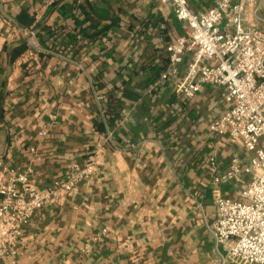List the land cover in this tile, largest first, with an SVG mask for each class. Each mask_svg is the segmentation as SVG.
<instances>
[{
	"label": "crops",
	"instance_id": "1",
	"mask_svg": "<svg viewBox=\"0 0 264 264\" xmlns=\"http://www.w3.org/2000/svg\"><path fill=\"white\" fill-rule=\"evenodd\" d=\"M46 1L0 4V158L44 189L109 133L112 141L92 181L36 214L18 264H208L218 252L209 232L215 201L237 199L240 189L214 185L209 159L217 155L222 175L251 155L210 135L229 109L215 89L189 102L167 84L148 94L183 25L153 0H57L37 28L38 57L20 67L27 45L11 43L8 21L30 28ZM215 1L188 0L189 9L205 12ZM248 21L264 31V0Z\"/></svg>",
	"mask_w": 264,
	"mask_h": 264
},
{
	"label": "built area",
	"instance_id": "2",
	"mask_svg": "<svg viewBox=\"0 0 264 264\" xmlns=\"http://www.w3.org/2000/svg\"><path fill=\"white\" fill-rule=\"evenodd\" d=\"M14 1L0 0V4ZM56 1L47 0L42 8L35 9L34 23L28 29L8 21L11 43L23 41L27 45L18 59L20 67L38 57L37 28L44 10ZM153 1L173 13L185 34L175 37L166 48L165 62L148 94L167 84L175 96L189 102L204 87L215 89L229 109L209 125L210 135L226 138L251 155L245 166L238 160L231 161L222 175L216 174L217 155L209 159L214 185L237 181L241 190L239 200L218 197L215 201V219L209 232L218 252L208 264H264V31L246 26L259 0H217L210 9L197 14L190 11L188 0ZM97 100L101 102L102 98L98 96ZM122 115L125 118L127 113L122 111ZM109 140L111 133L81 165L73 164L44 189L32 184L28 174H16L6 167L0 158V264H18L25 248L23 237L39 211L61 206L67 195L95 178L99 156ZM107 236L104 229L93 243ZM132 248L130 243L120 245L122 250ZM92 249L87 245L83 253L90 254Z\"/></svg>",
	"mask_w": 264,
	"mask_h": 264
},
{
	"label": "rangeland",
	"instance_id": "3",
	"mask_svg": "<svg viewBox=\"0 0 264 264\" xmlns=\"http://www.w3.org/2000/svg\"><path fill=\"white\" fill-rule=\"evenodd\" d=\"M239 187H240V185H239ZM240 190H241V187H240L239 191H240ZM239 191H238V192H239ZM236 198H237L236 200H239L238 196H237Z\"/></svg>",
	"mask_w": 264,
	"mask_h": 264
}]
</instances>
